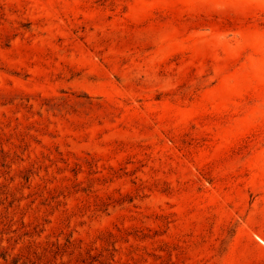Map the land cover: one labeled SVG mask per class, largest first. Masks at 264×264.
<instances>
[{
	"label": "rangeland",
	"instance_id": "1",
	"mask_svg": "<svg viewBox=\"0 0 264 264\" xmlns=\"http://www.w3.org/2000/svg\"><path fill=\"white\" fill-rule=\"evenodd\" d=\"M0 264H264V0H0Z\"/></svg>",
	"mask_w": 264,
	"mask_h": 264
}]
</instances>
